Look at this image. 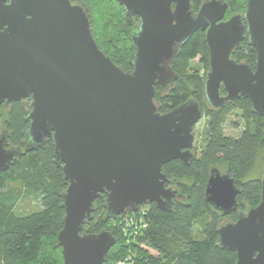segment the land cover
<instances>
[{
    "label": "water",
    "instance_id": "1",
    "mask_svg": "<svg viewBox=\"0 0 264 264\" xmlns=\"http://www.w3.org/2000/svg\"><path fill=\"white\" fill-rule=\"evenodd\" d=\"M114 1L127 24L138 18L126 72L97 47L79 0H0V103H28L25 145L38 150L51 139L53 162L67 182L57 234L62 264H104L115 245L108 231H83L97 198L105 219H114L152 203L169 211L180 197L162 167L193 159V128L203 114L194 99L160 112L155 88L177 80L171 64L195 32H204L208 46L206 107L248 100L264 120V0H246L244 12L228 19L224 0L204 1L196 12L191 0ZM243 39L255 49L254 69L230 57ZM19 156L0 139L1 172ZM260 183L259 204L242 212L228 173L214 167L206 181L205 204L223 215L237 212L217 227L219 245L235 253V264H264V167Z\"/></svg>",
    "mask_w": 264,
    "mask_h": 264
},
{
    "label": "trees",
    "instance_id": "2",
    "mask_svg": "<svg viewBox=\"0 0 264 264\" xmlns=\"http://www.w3.org/2000/svg\"><path fill=\"white\" fill-rule=\"evenodd\" d=\"M204 1L209 0H191L193 12ZM224 1L228 5L226 14H242L245 10L246 0ZM79 2L87 7L91 16L92 37L97 47L124 72L130 70L129 59L133 52L130 34L138 18L134 16L131 24H127L123 8L114 0ZM230 57L254 69L256 52L246 39L231 52ZM196 58H199L207 70L209 53L202 31L195 32L178 50L171 64L172 70L178 75L173 85L164 91L155 88V101L160 112L169 111L189 99H194L199 103L203 117L207 120L206 144L199 156L188 165L174 160L162 167V172L169 180L185 179L190 182L189 185H176L183 200L173 201L169 211H162L152 203L141 206L134 212L136 216L134 213H127L124 217L105 219L103 198H97L93 203L92 220L83 226V231L94 234L105 230L115 237L116 243L108 251L105 264L118 261H124L125 264L236 262L235 253L219 245L217 227L223 216L205 204L204 190L210 170L223 163L226 166L225 173L234 179L240 189L237 196L239 209L244 210L259 204L260 180H241L249 173L257 160L259 150L264 146V120L252 113L248 100L226 104L222 109H208L204 99L205 74L197 76L188 73L189 63ZM235 111L240 113L245 128L239 137L232 138L224 133V124L227 117ZM25 112L20 103H14L8 115L6 126L9 139L14 144L22 142ZM66 187L67 182L61 168L53 162L51 139L45 142L43 148L25 154L7 171L0 172V264L63 262L57 234L63 226L61 193ZM25 196H32L38 206L27 213H20L17 205ZM132 215L137 219V226L130 234L124 221ZM202 217L203 220H200ZM232 218H235V214ZM115 222H120L121 226L117 228L114 226ZM196 223L199 224V229L194 232ZM140 244L156 251L158 256L142 252ZM114 251L120 252V257H115ZM126 258L129 259L125 260Z\"/></svg>",
    "mask_w": 264,
    "mask_h": 264
},
{
    "label": "rangeland",
    "instance_id": "3",
    "mask_svg": "<svg viewBox=\"0 0 264 264\" xmlns=\"http://www.w3.org/2000/svg\"><path fill=\"white\" fill-rule=\"evenodd\" d=\"M230 14L231 13L226 14L225 19H228L232 15V14L231 15ZM205 72H206V67H204L203 64L200 63L199 58H196L189 63V67H188V73L189 74L202 76L203 74H205ZM8 119H9V117H8L7 111L2 110L0 112V128L6 126ZM244 128H245L244 120L240 116V113L235 111V112H232L227 117V120L224 124V133L226 135L232 137V138H236V137H239L240 133L243 131ZM206 129H207V120L205 117H202L201 120L193 128V137H194L193 151L196 155L201 152V150L204 148V146L206 144ZM217 167L221 173L226 172L225 164L219 163L217 165ZM263 167H264V146L259 150L258 155H257V160L253 164L249 173L241 180V182H246V181L254 180V179L260 180L262 172H263ZM177 183H184V184H188V185L190 184V182L185 180V179H181L178 181L174 180V185H177ZM37 206H38L37 201L32 196H27V197L25 196L22 198L21 201H19V203L17 205V210L20 213H27L30 210L35 209ZM134 215H135V213H134ZM134 215H132L131 218H128L124 221L125 224L128 225L125 228H129L130 234L132 233V231L135 230V228L137 226L135 224L137 219L134 218ZM200 220H203V217L200 218ZM114 226H117V228H118V226H121V223L115 222ZM198 229H199V224L196 223L194 226V232H197ZM124 231L127 233L126 229ZM139 247H140L142 252H145L150 256H154V257L158 256V253L156 251L145 246L144 244H140ZM113 255L118 258V257H120L119 256L120 252L114 251ZM127 259H129V258H126L125 260H127ZM143 260H145L144 257H143ZM122 262H124V261H122Z\"/></svg>",
    "mask_w": 264,
    "mask_h": 264
},
{
    "label": "flooded vegetation",
    "instance_id": "4",
    "mask_svg": "<svg viewBox=\"0 0 264 264\" xmlns=\"http://www.w3.org/2000/svg\"><path fill=\"white\" fill-rule=\"evenodd\" d=\"M224 94H225L224 92L221 93V95H224ZM14 103H20V104L25 108V111H26L25 113L28 112V110H29L28 103H26V102H14ZM14 103H12V105H8V104H6L5 101L2 102V103H0V112H1L2 110H6L7 113H8V115H9L10 110H11V108H12V106H13ZM202 117H203V115H202ZM25 126H26V124H25ZM23 131H24V130H23ZM22 135H23V134H22ZM9 137H10V134H9V132H8L7 126L0 128V139H3V140H4V148L7 149V150H18V149L20 150V156H19L15 161H12L11 164H10V166H11L13 163L18 162V161L21 159V157L24 156L25 154L30 153V152L37 151V150H29V148L25 145V139H24V136H23V138H22V142H21L20 144H14V143H12V141L9 139ZM191 153L193 154V159L196 158V157H198L199 154H200V153H198V154L196 155V154L194 153V151H193V147L191 148ZM193 159H192V160H193ZM179 161H181V160H179ZM181 162H182V161H181ZM10 166H9V167H10ZM7 170H8V169H7ZM7 170H5V171H7ZM0 172H1V171H0ZM2 172H4V171H2ZM167 186H168V187H173V188L177 189V186L174 185V181H173V180H171V184H168ZM177 191H178V190H177ZM179 200H183V198L181 197V195H180V197L177 198V199H172V202H173V201H179ZM246 209H247V208H245L244 210H240V209L238 208V210H240V211H242V212H245ZM220 213H221V212H220ZM221 214H222V213H221ZM233 214H235V218H234V219L232 218ZM222 216H223V217H222V221L220 222V224L223 223V222H225V221L233 222V221H235L236 218H237V212H235V213H231V214H229V215H223V214H222ZM218 226H219V225H218Z\"/></svg>",
    "mask_w": 264,
    "mask_h": 264
},
{
    "label": "built area",
    "instance_id": "5",
    "mask_svg": "<svg viewBox=\"0 0 264 264\" xmlns=\"http://www.w3.org/2000/svg\"><path fill=\"white\" fill-rule=\"evenodd\" d=\"M105 264V263H104ZM107 264H125L124 262H122V261H118V262H116V263H107Z\"/></svg>",
    "mask_w": 264,
    "mask_h": 264
}]
</instances>
